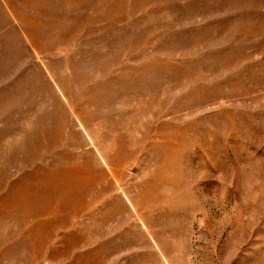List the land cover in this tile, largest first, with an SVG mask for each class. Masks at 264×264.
<instances>
[{"label": "rangeland", "instance_id": "obj_1", "mask_svg": "<svg viewBox=\"0 0 264 264\" xmlns=\"http://www.w3.org/2000/svg\"><path fill=\"white\" fill-rule=\"evenodd\" d=\"M0 13V264H264V0H0ZM93 88L107 92L87 102ZM116 129L146 146L108 177L91 138Z\"/></svg>", "mask_w": 264, "mask_h": 264}, {"label": "bare ground", "instance_id": "obj_2", "mask_svg": "<svg viewBox=\"0 0 264 264\" xmlns=\"http://www.w3.org/2000/svg\"><path fill=\"white\" fill-rule=\"evenodd\" d=\"M8 6V5H7ZM6 7V6H4ZM9 7V6H8ZM11 7V6H10ZM6 9V8H4ZM7 10V9H6ZM4 13V10L2 12V14ZM1 14V13H0ZM1 14V15H2ZM4 15V14H3ZM2 15V16H3ZM24 32V31H23ZM26 32V31H25ZM65 36V35H64ZM10 39V38H9ZM10 41V40H9ZM6 42V41H5ZM47 42H50L47 41ZM51 43V42H50ZM16 44V43H15ZM53 45V44H52ZM6 46V45H5ZM50 48V46H49ZM49 50V49H48ZM50 52V51H49ZM50 55V54H49ZM48 55V56H49ZM50 69V68H49ZM26 80V79H25ZM27 81V80H26ZM88 81H91V77H90V74L89 75H86L84 77H82L80 80H78V83L81 85L83 84H86ZM29 82V81H28ZM57 82V80H56ZM61 88L63 89V96L64 97H67V101H68V104L69 106H74L73 104V101H72V98L70 97L69 95V91L67 92L66 90H64L63 86H61ZM98 89V88H97ZM97 89H85V95H84V100H86L87 102L90 101V96H93L95 94H98L99 91H101L103 89V91H105V93L107 92L104 88H101V90L98 89V92L96 91ZM108 91H110L108 89ZM102 92V91H101ZM6 93H4L5 95ZM8 95V94H7ZM4 97H7L6 95ZM71 98V99H70ZM115 98V97H114ZM113 100V99H112ZM45 101L46 99L42 96L39 97V104H40V107L41 106H46L45 105ZM125 100H123L124 102ZM102 104L101 102L98 103V105ZM77 112V111H76ZM143 113V110L142 109H138V110H134L133 112V115L136 117L135 119L137 120ZM78 114V113H77ZM80 116V112L78 114ZM83 117V116H82ZM82 117L80 116V118L82 119ZM41 120L43 121V119L41 118ZM153 128L155 129V125L153 126ZM113 133H116L111 139H110V142L107 144V145H102L100 142L97 141L96 139V135L94 134L93 138H91V144L93 145V148H94V151L95 153L99 156L101 162L103 163V165L105 166V170H106V173L108 175V177H113V174H112V170H114L117 165H118V159H120L122 157V155H120L125 149H127L128 147L134 145V148L131 150L132 151V154L131 156H133L134 158H136L138 156V153L140 151H142V148L144 146H146V144H143L144 142V139L142 137L139 138L138 142L134 143L131 139H129L128 135L127 134H122L119 132V129L117 130H114ZM144 133H146V138L147 137H152L154 133V131H152L151 133L149 131H145ZM96 139V140H95ZM142 141V144L143 145H139V143H141ZM138 143V145H137ZM148 143V146L153 148V144L154 142H147ZM136 144V145H135ZM160 145V144H159ZM167 145V148H166V151L164 152V163L166 165L168 164H171V162L173 161V153H172V145H170L169 143L166 144ZM90 153L88 149H86V153ZM176 158V157H175ZM79 168V173L78 175L80 177H83V178H87L88 179V183H90V187L92 188L94 183L96 182V177L92 175V171H91V168L89 166H86V165H77L76 166V169ZM93 170V169H92ZM98 171V176L102 177L104 179V181L106 182V175L105 173L103 172V170H97ZM62 184V183H61ZM62 189L63 191V197L64 199H69L72 194H73V187L71 184H68V183H63L62 184V187L59 188V190ZM107 189L109 190L110 187L108 186ZM142 197V196H141ZM145 197V196H144ZM126 198L127 200L129 201L130 198L129 196L126 195ZM143 198V197H142ZM134 200V199H133ZM140 200V198H139ZM139 202V201H137ZM136 203V202H135ZM151 208V207H150ZM135 211L137 213H141V209L139 207H135L134 208Z\"/></svg>", "mask_w": 264, "mask_h": 264}]
</instances>
